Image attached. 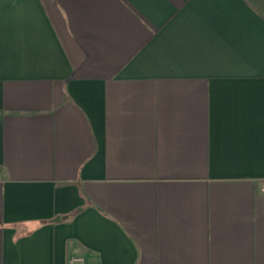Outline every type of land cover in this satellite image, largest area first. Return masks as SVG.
<instances>
[{"label":"crops","instance_id":"obj_1","mask_svg":"<svg viewBox=\"0 0 264 264\" xmlns=\"http://www.w3.org/2000/svg\"><path fill=\"white\" fill-rule=\"evenodd\" d=\"M264 0H0V264H264Z\"/></svg>","mask_w":264,"mask_h":264},{"label":"built area","instance_id":"obj_2","mask_svg":"<svg viewBox=\"0 0 264 264\" xmlns=\"http://www.w3.org/2000/svg\"><path fill=\"white\" fill-rule=\"evenodd\" d=\"M67 264H85V259L83 256L75 255L68 259Z\"/></svg>","mask_w":264,"mask_h":264},{"label":"rangeland","instance_id":"obj_3","mask_svg":"<svg viewBox=\"0 0 264 264\" xmlns=\"http://www.w3.org/2000/svg\"><path fill=\"white\" fill-rule=\"evenodd\" d=\"M260 189L264 190V182L260 183Z\"/></svg>","mask_w":264,"mask_h":264}]
</instances>
